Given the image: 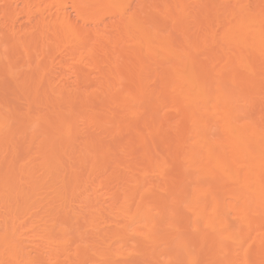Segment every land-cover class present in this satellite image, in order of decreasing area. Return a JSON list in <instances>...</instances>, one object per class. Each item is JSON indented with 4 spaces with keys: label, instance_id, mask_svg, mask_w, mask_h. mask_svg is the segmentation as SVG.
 <instances>
[{
    "label": "bare ground",
    "instance_id": "bare-ground-1",
    "mask_svg": "<svg viewBox=\"0 0 264 264\" xmlns=\"http://www.w3.org/2000/svg\"><path fill=\"white\" fill-rule=\"evenodd\" d=\"M0 264H264V0H0Z\"/></svg>",
    "mask_w": 264,
    "mask_h": 264
}]
</instances>
